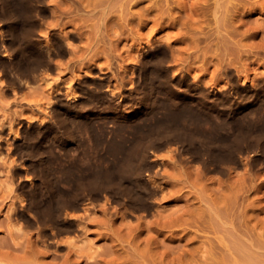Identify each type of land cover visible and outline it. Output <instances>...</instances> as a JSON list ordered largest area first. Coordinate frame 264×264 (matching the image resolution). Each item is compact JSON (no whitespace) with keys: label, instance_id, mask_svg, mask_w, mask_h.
<instances>
[{"label":"rangeland","instance_id":"obj_1","mask_svg":"<svg viewBox=\"0 0 264 264\" xmlns=\"http://www.w3.org/2000/svg\"><path fill=\"white\" fill-rule=\"evenodd\" d=\"M99 1L81 0L83 8L75 11L72 0L37 1L40 13L33 17L32 38L56 47L52 60L44 57L45 76L40 80L25 82L4 73L0 57V264H87L84 255L91 251L95 255L92 264L231 263L237 251L223 244L236 237L222 228L215 231L217 237L222 236L216 237L208 225L206 203L193 187L213 197L220 192L234 195L242 181L247 197L242 217L247 252L264 255V0H139L123 5L124 15L117 4L105 13L104 5L96 6ZM216 1L219 6L214 12ZM53 6L70 11L58 25L54 19L59 11L53 12ZM144 44L164 51L161 75L154 68L149 67L146 75L137 68L135 56ZM224 64L230 65L228 73L222 69ZM107 81L115 94L137 91L139 81V90L144 86L149 92L146 109L132 111L125 120L115 117L89 96L90 89L100 88V93L106 89ZM230 91L236 92L234 96ZM50 94L52 100L68 94L77 100V111L63 113L57 121L56 113H48ZM178 106L185 107L186 117L175 124L199 132L195 144L217 155L237 153L243 147L248 161L243 154V159L230 163L223 172L206 173L197 171L196 162L183 167L166 165L164 176L157 180L166 185V192L148 189L145 181L150 195L143 209L105 201L110 191L96 194L86 185L82 155L88 142L102 146L121 136L135 140L139 133L170 125L168 110ZM190 109L199 111L198 129L187 121ZM51 121L52 130L41 127ZM210 126L213 129L208 130ZM222 129L232 134L230 140H221ZM56 130L60 135L54 134ZM238 131L242 134L239 143L234 138ZM21 149L32 162V172H26L28 167L17 159ZM67 174L70 181L66 184L60 179ZM116 175L123 181L119 190L111 189L117 201L136 197L140 188ZM30 189L44 204L52 202L57 190L67 189L68 215L60 223L68 227L55 237L47 233L39 238L36 227H24V216L16 214ZM72 192L86 198L76 204ZM162 193L169 196L162 198ZM204 245L212 246L206 258Z\"/></svg>","mask_w":264,"mask_h":264},{"label":"bare ground","instance_id":"obj_2","mask_svg":"<svg viewBox=\"0 0 264 264\" xmlns=\"http://www.w3.org/2000/svg\"><path fill=\"white\" fill-rule=\"evenodd\" d=\"M37 1L38 0H0V26H1L0 57L2 58V60H4V62L1 63V67L4 70V73L7 72L8 74H10V76L17 78L18 80H23L25 82L27 80L37 81L38 79L40 80L42 76H45L46 61L44 57H47L46 60H50V59L52 60V56L56 52L55 46L43 45L42 43H39L32 38L31 31H32V26L34 24L33 17H37L40 13V9H39L40 4ZM131 1L134 2L135 4V2L139 0H100L99 3L96 4V6H99V4L101 6L104 5L103 6L104 8L102 11L106 13V8L108 10V8L111 7L110 5L117 4V6L120 7L121 9L120 14L124 15L125 8L123 7V5H125L128 2L131 3ZM71 3H72L71 9L74 11L83 8L81 0H72ZM218 6H219L218 2L216 1L214 12H217ZM122 7L124 8L123 11H122ZM50 8L53 12L59 11L58 16H56L54 19V24H57V25L59 24V20H62V17L67 15L68 12H70V11L65 10L64 8H60L59 6L57 7L53 6ZM126 11H127L126 13L128 14L130 10H126ZM119 15L118 17L121 16ZM130 20L127 22H130ZM159 49H160L159 46H149L147 44H144L138 50L139 53L137 56H135L136 57L135 61L139 62L138 65H136L137 68H139V70H142V72L138 71L139 73L141 72L142 74L146 75L147 74L146 70L150 67V69L154 68L155 70H157V72L160 73L159 75H161L162 68L165 67L164 65H165L166 57H165L164 51H161ZM3 52L5 54H2ZM172 52H173V49H172ZM153 54H155V58H153ZM5 60L7 62L6 64H5ZM225 60L226 59H224V61ZM223 66H222V69L224 70V72L228 73L230 65L224 64ZM47 77H45V79ZM119 80H120V77H119ZM109 85L110 83L107 81L106 89L104 90L102 89L101 93L98 92L100 91L99 90L100 88L95 87V89H90L89 96L92 99H95L93 101L95 102L99 101L103 103L107 108L112 110V112H114L115 117L125 120L127 117L131 116L132 111L134 110L140 111V110L146 109L148 105L147 100H148L149 92L147 88H145L144 86H142V89L139 90V87L141 85L139 81L137 85L138 86L137 91L136 90L133 91L132 89L121 90L117 94L111 91V89L109 88ZM235 93H232L230 91L231 97L234 96ZM217 95L215 96L216 102H218V100L220 99L219 96ZM67 96L68 94H65V96H58L54 100H52L53 98L52 94L49 95L48 113H50V111L54 112L53 115L56 113V116H57L55 118L56 120L58 116H60L63 113H66L67 115V113L76 112L78 109L77 100H72L71 98ZM93 105H95V103ZM206 107L207 106H204V108ZM184 108L185 107H182V106L171 107L168 110V115H167L169 120L171 121V122L169 121L171 123L170 125L161 127V129H159L160 127H158V130L155 129L154 131H149V133H139L135 140L132 139V140L127 141L123 138V136H121V138L118 139L117 141L115 142H113L114 140L107 141L105 144H102V146H100L98 142H95V141L91 142L89 140L90 142H88L87 147L84 149V152L82 155V166H83L82 169L85 172L86 185H88L92 190H94L96 194H99L102 191L104 192L110 191L108 195L106 194L105 201H109L110 199V203L118 202L122 206L135 205L137 209H143L147 204L145 200L147 197L149 198V195H150L148 194L146 185H148V189L150 187L154 190L158 189L162 192L164 191V193L166 192V189H167L166 185H162V182L157 181L159 178L164 176V173H165L164 167L166 165L172 164V165H179L180 167H183L185 164L189 162H196L198 163V166H199V169H197V171H199L200 173H206V172H211V171L223 172L225 168L231 167V166H228L230 163L237 162L238 158H242L243 154L246 153V148L239 147L237 153H234L232 151V152H228L227 154L217 155L213 153L210 148L204 145L199 146L195 144L196 141L197 142L199 141V138H200L199 132L197 133L195 131L186 129L185 127L178 126L179 124L178 125L175 124L177 121L179 122L182 120V118L186 117V116L183 117ZM188 111L190 112V116L187 118V121H189L192 124H195L193 125V127L198 129L200 127V125H198L199 123L197 120L199 111L193 110V109H190ZM50 115L51 114H49V116ZM63 116L65 117V114ZM157 120L158 119H156V121ZM223 124L225 123L223 122L222 125ZM120 125L123 126V124H120ZM52 126L53 125L51 121L49 123L43 124V126L41 127H43L46 131L47 130L50 131L52 130L51 129ZM60 126H58L56 129H59ZM223 128L225 129V126ZM207 129L210 130L213 128L210 126V127H207ZM57 131L58 130H56L54 134H56ZM224 132L225 134L222 135ZM223 133L221 134L222 135L221 140H223V142L226 140H230L229 138L232 136V134L229 132V130L228 131L223 130ZM57 134L60 135L59 133ZM133 136H136V135H133ZM241 137H242V134L240 133V131L234 133V138L238 140V143ZM58 138H60V136ZM97 144L99 145V147ZM62 147L64 148V146ZM59 150H60V147H59ZM101 150H103V152H101ZM161 151H165L164 153L166 154V157L165 155H162ZM106 153L110 154L111 157L109 158L106 155ZM63 154L65 157V153ZM243 158L245 162H247L249 159V156L245 154ZM17 159L19 160L20 163L28 167L26 172L33 171L32 162L25 156L23 149H21V151L18 152ZM66 160H69V159L66 158ZM75 160L73 161L75 162ZM116 173L120 177L128 178L131 181L130 183H132L130 185L140 188L136 197L134 198L130 197L131 198L130 200H125L126 198L123 197L124 198L123 201H121L120 199L119 201H117L118 198H116L115 195L111 194L113 193L111 189L120 188L123 182L122 180H120V178L118 179ZM33 176L35 177V175ZM242 180H244V178H242ZM60 181L67 184L70 181L69 174L62 176ZM145 181H146V185H145ZM81 184L82 183L79 181L78 185L82 186ZM193 188H195L196 190H199V195H200L201 200H204L203 201L204 204L206 203L205 211H207V214H208V218H207L208 225L209 227H212L215 235L217 233L215 231L217 230L219 233L220 228H222L221 230L222 232L225 230V232L230 234L232 237H236L235 241L227 240L224 244L222 242H219L223 238H221V240H218L219 243L225 245L224 248H227V250L228 248L229 249L231 248L237 251V258H234L231 263H227V264H264V257H263L264 255L260 253L252 255L247 252V249H248L247 248L248 247L247 230L244 227L245 220L242 219L244 215V211H245L243 209V206L245 203L244 200L245 198H247L244 195V190H245L244 182L242 181L241 187H239L233 193L234 195H231V194L228 195V194L220 192L218 196L213 197L211 196L210 193H205L203 189L201 188H200L201 190L197 189L195 185ZM66 190H62V191L60 189L57 190L55 194L56 197L49 204H44V202L41 199L37 198L34 189L32 190L30 189L26 191L24 193V196L26 197V203L23 205V207H20L16 211L17 215L24 216V219L22 220L24 221L23 225L25 224L24 227H26L27 225H34L36 227L39 238L40 236H45V234L47 235V233H48V237H55L56 235H58V233L61 230H63L64 227H66L63 223H60L61 218L66 219L68 215L67 209L69 206V201L65 195ZM167 193L172 194L170 190H167ZM167 193L166 194L162 193V198L166 197L168 195ZM67 194L71 195L70 192H68ZM78 195H79L78 193L72 192V196H74L73 198H75L76 204H78L79 202L83 201L86 198L85 195L83 196H78ZM239 216L243 221L240 219L238 220ZM77 219H80V218H77ZM14 243L16 244V242ZM251 244L254 245L253 242ZM131 246L133 245L131 244ZM123 247L125 246L123 245ZM255 247L258 248L259 246L256 245ZM202 248H201L202 256H205L206 258L208 256L207 254L211 253L212 246L209 247L207 245H204ZM232 253H231V256H233ZM80 255L82 254L80 253ZM84 256H86L85 258L89 259L88 260L89 262L86 261L87 264H92V262H94V260L92 261V259H94L95 255L93 254L92 251L90 253L86 252ZM117 264H122V263H117Z\"/></svg>","mask_w":264,"mask_h":264}]
</instances>
